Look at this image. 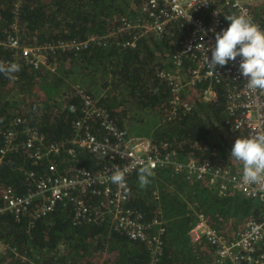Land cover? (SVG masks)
<instances>
[{
	"label": "trees",
	"instance_id": "obj_1",
	"mask_svg": "<svg viewBox=\"0 0 264 264\" xmlns=\"http://www.w3.org/2000/svg\"><path fill=\"white\" fill-rule=\"evenodd\" d=\"M140 2L0 0V63L20 66L18 72L0 73V147L2 131L16 114L25 116L47 141L69 140L72 122L80 114L81 100L67 89L73 77L91 75V81L81 82H85V90L92 96L95 94L89 87L93 84L115 93L113 105L104 99L99 101L119 127L125 128L126 121L135 125L149 119V136L159 145L168 144L180 158L193 156L200 162L218 161L243 167L230 152L235 139L247 135L233 129L225 111L222 85L209 80L197 82L181 93L180 104L174 109L170 87L156 75L159 68L175 66L171 59L179 47L175 29L161 36L145 34L137 39L135 47L122 45L134 35L132 30L120 32L105 44L92 43L80 50H46V63L37 68L1 44L8 33L15 31L24 44H31L33 38L38 44H46L105 35L114 30L121 17L134 20ZM253 9L264 25V10L257 6ZM207 86H211L215 97H203ZM18 97L22 109H17ZM184 102L191 105L190 110L182 106ZM71 105L74 112L69 111ZM92 131H98L95 121ZM59 161L61 169L70 164L91 170L101 166L93 154L83 149L77 150L74 157L63 153ZM47 164L48 159L36 160L28 149L12 150L0 162V187L10 185L16 193L24 194L32 186L26 172L42 174ZM138 173L131 176L128 205L139 211L145 222L150 223L155 217L162 221L165 230L159 264H208L209 260H203L198 251L201 242L192 241L189 235L196 212L207 216L210 225L229 237L249 219L261 216L260 206L252 199L238 192L219 197L204 182L187 178L183 171L159 169L143 188L139 186ZM87 200L93 202L98 198L88 196ZM0 240L9 257L6 263L0 260V264H148L142 242L113 231L108 219L74 224L70 204H57L33 225L27 217L16 220L10 213L1 215Z\"/></svg>",
	"mask_w": 264,
	"mask_h": 264
},
{
	"label": "built area",
	"instance_id": "obj_2",
	"mask_svg": "<svg viewBox=\"0 0 264 264\" xmlns=\"http://www.w3.org/2000/svg\"><path fill=\"white\" fill-rule=\"evenodd\" d=\"M254 1L141 0L134 20L121 17L114 30L105 35L46 44H38L33 38L31 44H24L15 31L8 33L1 44L37 68L46 63V50H80L92 43L105 44L120 32L130 33L132 30H135L134 35L122 45L135 47L137 39L145 34L161 36L175 29L179 45L171 55L175 66L156 71L173 93L174 109L180 104L181 93L197 82L209 80L221 84L225 92V111L231 118L233 129L244 131L249 137L264 131V91L248 89L247 79L239 70L241 57L212 70L205 62V55L211 58L216 34L228 27L229 21L225 17L245 15L264 30L262 19L253 9ZM12 27L17 30L16 23ZM75 93L80 97L81 108L72 122L69 140L47 141L21 114L13 116L9 126L3 129L0 162L9 152L21 147L28 149L36 160L48 159V164L42 174L36 175L33 170L26 172L32 186L24 194L16 193L10 185L0 187V216L10 213L16 220L27 217L29 224L33 225L57 204H70L74 224L108 219L113 231L144 244L148 264H159L165 228L156 217L150 223L145 222L143 215L128 205L132 193L130 180L143 166H154V173L169 168L174 173L183 171L187 178L204 182L207 189L219 197L238 192L260 206L261 216L249 219L231 237L210 225L207 216L195 213L189 235L192 241L204 242L210 248V264H264V180L249 184L242 180V171L228 164L200 162L193 156L180 158L166 143L159 145L144 137H133L126 128L116 124L99 99L83 88L76 89ZM203 97H215L211 86L204 89ZM182 106L187 111L191 108L188 102ZM69 111H75L73 105ZM94 121L98 126L96 132L92 131ZM79 149L93 154L101 166L91 170L70 164L61 169L59 156L64 153L74 157ZM117 168L127 170L123 186L109 179ZM88 196H96L98 200L91 202L87 200Z\"/></svg>",
	"mask_w": 264,
	"mask_h": 264
},
{
	"label": "clouds",
	"instance_id": "obj_3",
	"mask_svg": "<svg viewBox=\"0 0 264 264\" xmlns=\"http://www.w3.org/2000/svg\"><path fill=\"white\" fill-rule=\"evenodd\" d=\"M225 19L229 21L228 27L216 34L211 58L205 55L206 64L210 69L216 70L218 65L226 66L239 56V70L247 79L248 89L264 91V30L245 15H231ZM19 70L20 66L16 63H9L7 66L0 63V73L9 74ZM230 155L242 162L244 182L252 184L264 180V131L236 138ZM153 167L143 166L139 169L140 187H146L150 183L149 177L154 175ZM126 171L117 168L110 175V181L120 186L125 185Z\"/></svg>",
	"mask_w": 264,
	"mask_h": 264
},
{
	"label": "rangeland",
	"instance_id": "obj_4",
	"mask_svg": "<svg viewBox=\"0 0 264 264\" xmlns=\"http://www.w3.org/2000/svg\"><path fill=\"white\" fill-rule=\"evenodd\" d=\"M253 6H254V8L256 6L258 8H260V11L264 10V0H255L253 2ZM71 78L72 77L70 76V79ZM91 79H92L91 75L83 76L82 79L79 77H73V79H72L73 83H70L71 86L67 89V92H70V91L76 92V89H81V88L85 89L86 88L85 82H89V81H91ZM82 80L85 82L82 83L81 82ZM89 88H91L93 90L92 92L95 94V97L97 99H104L105 103H107L109 105H113L115 103V99H114L115 93L111 89L101 88L98 86V84L90 85ZM18 107H20L22 109L20 97H18V99H17V109H18ZM17 109H16V111H14L15 113H17ZM150 124H151L150 120L145 119V121H142L139 124H135V125H130V122L126 121L124 125H125V128L128 130L129 134H131V136L141 137V138L144 137V138H147L148 140H150L151 142L157 144L158 142L154 141L153 138L149 136L150 132L152 131V130L148 129ZM137 134L140 136H137ZM232 167H233V165H232ZM233 168L240 170L242 168V166L239 164H236ZM228 231H230V230H228ZM5 251H6L5 245L2 243V240H0V260L2 261V263L3 262L6 263L7 260L9 259V257L7 258V255L4 254ZM198 251H199L202 259L205 260L206 262L209 260L208 264H210L211 250L207 246V244H205L204 242H201V244L198 245ZM22 261H25V260L22 259ZM22 261H20V262H22ZM22 264H24V263L22 262Z\"/></svg>",
	"mask_w": 264,
	"mask_h": 264
}]
</instances>
